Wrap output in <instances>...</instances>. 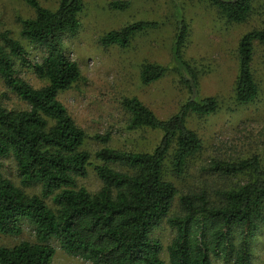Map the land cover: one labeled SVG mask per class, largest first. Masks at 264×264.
<instances>
[{
	"label": "trees",
	"instance_id": "obj_1",
	"mask_svg": "<svg viewBox=\"0 0 264 264\" xmlns=\"http://www.w3.org/2000/svg\"><path fill=\"white\" fill-rule=\"evenodd\" d=\"M34 16L18 18L19 35L43 52L31 61L22 44L0 30V78L4 87L26 104L8 109L0 103V157H11L21 186L39 185L38 194L28 195L0 172V234L17 236L22 223L33 230V241L0 245V264H52L55 241L67 255L91 264H166L159 256L161 243L151 231L164 218L174 234L167 250V264H251L250 240L264 223V166L252 155L234 162L215 160L209 169L220 175L248 173L249 180L219 191L211 200L204 193L178 196L180 214L169 215L176 189L162 178L165 158L170 154L172 173L181 175L186 160L200 147L196 134L185 125L188 113L214 112L215 97L196 95L197 73L181 57L186 24L175 11L171 67L187 89V98L177 112L158 118L135 96L124 98L129 113L127 128L147 127L161 132L150 151L97 149L99 161L93 170L101 187L93 193L77 187L90 155L82 150L85 134L57 100L59 92L79 77L77 64L65 56L61 41L77 30L82 0H57L47 9L37 0H24ZM230 22H242L251 12L252 0H209ZM128 0H113L109 6L124 9ZM156 21L136 20L104 33L102 46H126L133 34L156 28ZM254 43H264V29H251L236 45L237 73L234 99L245 104L257 93L251 70ZM17 66L30 68L45 80L32 87L18 75ZM168 67L141 65L140 82L147 84L164 75ZM105 143L108 135H96ZM116 164L123 170H114ZM49 199L52 207L48 206Z\"/></svg>",
	"mask_w": 264,
	"mask_h": 264
},
{
	"label": "rangeland",
	"instance_id": "obj_2",
	"mask_svg": "<svg viewBox=\"0 0 264 264\" xmlns=\"http://www.w3.org/2000/svg\"><path fill=\"white\" fill-rule=\"evenodd\" d=\"M113 0H82L77 13L78 27L62 37L61 46L67 58L79 69V77L71 86L57 95L73 122L85 138L81 149L90 157L84 176L76 177L77 187L96 192L102 185L93 170L99 163L93 153L102 146L118 150L150 151L158 142L161 132L147 127L127 128L129 113L121 102L135 96L158 118L165 119L177 112L187 98V89L178 81L171 67V46L175 33V10L186 24V36L181 46V57L197 73L196 95L213 96L218 107L214 112L198 115L188 113L185 125L199 139V149L187 158L184 171L175 175L171 170L170 154L162 167V178L171 182L176 195L170 213L180 214L178 196L204 193L214 200L221 190L234 188L249 180L248 173L220 175L209 169L212 161L234 162L255 155L264 166V43H254L251 70L256 83L255 98L245 104L234 99V81L237 73L236 45L242 34L251 29H264V0H252L251 12L242 22H230L209 0H128L124 9L109 6ZM38 4L53 10L57 0H37ZM34 11L24 0H0V30L9 31L28 52L31 61H39L42 48L28 43L19 35L18 18H30ZM136 20L156 21L149 28L132 35L126 46H102L100 38ZM144 63L168 67L159 79L143 84L139 73ZM18 75L32 87H40L45 80L30 68L17 66ZM0 103L8 109H23L26 104L9 92L0 78ZM108 135L105 143L96 135ZM114 170H123L109 164ZM0 172L28 195L38 194L39 185L21 186L11 157H0ZM48 206L52 207L49 199ZM174 230L166 219L151 231V237L161 243L160 258L167 264L166 247ZM32 242L33 230L23 222L17 236L0 234V245L12 246L19 241ZM52 264H91L76 256L65 254L55 241ZM251 264H264V223L250 240ZM211 264H225L212 259Z\"/></svg>",
	"mask_w": 264,
	"mask_h": 264
}]
</instances>
